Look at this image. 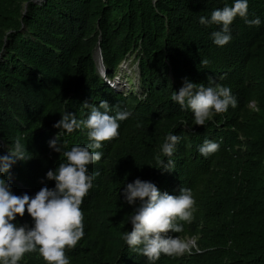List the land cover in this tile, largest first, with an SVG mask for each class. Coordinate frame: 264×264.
I'll list each match as a JSON object with an SVG mask.
<instances>
[{"label":"trees","instance_id":"16d2710c","mask_svg":"<svg viewBox=\"0 0 264 264\" xmlns=\"http://www.w3.org/2000/svg\"><path fill=\"white\" fill-rule=\"evenodd\" d=\"M225 4L232 0H0V155L19 137L30 159L5 176L14 194L54 188L46 173L63 157L49 141L61 114L84 119L82 106L101 101L113 115L133 113L88 166L98 175L81 205L85 237L65 249L70 264H148L122 239L134 210L123 187L137 178L172 195L190 188L196 201L192 222L173 235L196 237L198 250L161 255L156 264H264V0H249L250 18L262 24L237 17L232 40L218 47L211 34L219 26H202L199 16ZM134 55L139 91L114 90L111 81ZM186 78L229 87L237 107L196 126L171 100ZM169 133L180 140L163 172L157 157L167 162L160 146ZM65 139L68 149L89 143L86 129ZM206 139L220 144L207 158L198 151ZM17 220L32 225L27 211ZM19 264L46 261L37 251Z\"/></svg>","mask_w":264,"mask_h":264},{"label":"clouds","instance_id":"9594fccd","mask_svg":"<svg viewBox=\"0 0 264 264\" xmlns=\"http://www.w3.org/2000/svg\"><path fill=\"white\" fill-rule=\"evenodd\" d=\"M249 0H232L231 6L214 9L210 16H199L202 26H219L211 38L218 47H224L232 40L231 25L239 17L249 27H259V17L250 18ZM207 64V60L202 61ZM214 85V86H213ZM171 100L182 111H191L193 123L204 126L205 122L216 114L225 113L229 107H237V99L229 87L216 84L210 79L204 83H193L184 79L182 87L173 91ZM252 105V104H251ZM87 109L84 119H78L71 112L61 114L54 127L58 129L56 137L49 141L52 151L63 157L55 170L46 173V179L54 181V188L42 187L34 196L27 193L16 195L11 183L5 176L19 161H28L26 149L19 137L13 145H5L6 152L0 155V264H19L26 253L39 252L46 264H70L65 249H74L85 237L84 213L81 209L84 197L93 188L98 173H91L89 165L102 159L105 141L119 137L120 122L133 116L128 109L116 110L107 101L95 104L85 103ZM139 126V124L137 125ZM87 130L89 143L85 146L67 147L62 138L77 131ZM180 137L169 133L160 146V153L167 162L157 157V168L170 172L171 159ZM220 144L205 140L198 148L200 155L208 157L216 153ZM43 183V181H41ZM124 202L133 207L129 215L131 231H125L122 239L131 251L147 258L148 264H156L161 255L178 256L192 254L198 250L196 237L192 242L185 237L173 235L183 233L185 224H190L197 211L196 201L190 188L182 187L177 195L161 192L151 181L137 178L127 183L122 192ZM32 219V225L21 224L17 218H23L25 212Z\"/></svg>","mask_w":264,"mask_h":264},{"label":"rangeland","instance_id":"374dc122","mask_svg":"<svg viewBox=\"0 0 264 264\" xmlns=\"http://www.w3.org/2000/svg\"><path fill=\"white\" fill-rule=\"evenodd\" d=\"M96 60H98V65L101 74H103L104 68L101 66V60H99V54L96 55ZM136 59V55L131 57L130 61L125 62L122 65V68L117 72L116 79L111 81V86L114 88V90H119L121 92H124L126 94H129L131 92L136 93L139 91V82H138V73H137V64L132 63ZM254 104H252L253 106ZM189 238V240L187 239ZM184 241L192 242L190 237H185L183 239Z\"/></svg>","mask_w":264,"mask_h":264}]
</instances>
